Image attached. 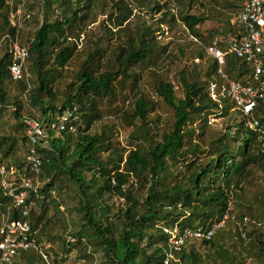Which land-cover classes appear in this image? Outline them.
<instances>
[{"label": "trees", "instance_id": "trees-1", "mask_svg": "<svg viewBox=\"0 0 264 264\" xmlns=\"http://www.w3.org/2000/svg\"><path fill=\"white\" fill-rule=\"evenodd\" d=\"M183 1L164 4L168 9L162 14L163 23H168L165 19L170 16V25L179 22L191 37L200 40L197 26L205 18L183 13L184 9L179 16L172 13L175 9L177 15V6H184ZM185 1L189 9L193 0ZM96 3L97 0H40L43 20L34 30L28 47V59L35 69L37 84L28 90L24 77L16 83L22 91L30 92L29 103L40 112L37 121L49 113H61L75 106L81 123L76 134L64 132L54 138L55 131L48 130L49 138L42 140L45 147L38 151L42 161L37 176L39 187L29 192L26 201L34 205L27 217L22 216L21 208H11L10 218L27 222L37 244L42 245L43 238L58 244L55 257H60V263L66 262L67 255L74 252L78 262L94 264L92 248L93 252L101 254L99 264H162L168 240L163 228H212L226 213L231 214V200L249 183L252 170L257 167L264 170L260 140L264 135V103H260L251 116L259 123L256 130L245 129L240 121L234 126H225L214 139L206 138L209 127L206 117L215 108L207 96L208 84L217 79V62L213 60L204 74L206 80L198 81L195 72L190 76L183 71L178 73L180 98L175 95L171 83L164 80L156 83L155 95L173 115L172 124L165 132L152 131L149 116L155 110V102L139 93L129 112L123 110L121 113L125 124L134 128L130 134L133 146L120 151L111 149V131L107 126L102 127L100 134L89 133L101 120L96 101L111 100L117 80L133 78L136 81L139 76L131 72L134 67L147 65L149 71L153 70L158 60L168 56L169 47L160 46L154 35L161 31L162 22H158L155 29L143 24L132 32L133 10L127 2L118 0L111 5L118 13L111 8L112 12L106 16L108 25L106 23L103 28L119 39L120 34L125 36L127 32L124 44L113 48L111 57L100 70L103 52L96 42L79 69L77 83L65 88L63 100L57 105L56 92L51 89L53 78L48 74L51 70L64 69L73 58L80 34L97 22ZM162 7L153 4L152 10L160 12ZM17 10L14 0L11 6L0 0V31L5 30L7 37L16 34L17 24L10 20V11L15 14ZM53 15L54 20L50 21L49 16ZM24 18L28 19L29 15H23ZM201 58L199 53L198 59ZM9 64L5 52L0 58V117L2 108L12 105L14 130L22 131L21 141L26 152L28 128L22 122L23 105L16 97L10 104L6 91V82L11 81ZM223 72L230 80L242 84L249 75V69L233 55L225 57ZM231 108V104L224 101L220 116L225 118ZM203 120V124L196 125ZM16 143L14 137L0 138V166L7 162L3 159L16 151ZM204 146L208 149H203ZM108 151L111 154L102 159V154ZM204 153L209 158L201 162L197 156ZM23 163H15L13 167L34 179L26 158ZM169 163L182 165L185 172L180 179L169 174ZM9 164L3 166L9 167ZM168 176L174 181L167 183ZM114 197L122 199L123 206H115ZM67 198L74 202L71 208L66 203ZM8 205L9 200L3 197L0 189V214H6ZM257 205V215L255 210H249L255 215L250 219L259 221L252 224L254 230L250 232L246 228L253 220L247 221L242 213L231 214V218L241 224L244 239L238 234L234 221H230L233 230L227 225L225 232H216L209 241H198V247L193 244L196 242H186L180 252L173 254L169 264H245L248 259L254 264H264V235L255 228L264 222V193ZM61 206L62 211L59 210ZM73 213L78 217L76 221L71 218ZM53 220L55 222L49 226ZM55 224L62 230L59 236L47 233ZM234 237L245 243L237 247ZM12 264L43 262L36 252L26 251L19 252Z\"/></svg>", "mask_w": 264, "mask_h": 264}, {"label": "rangeland", "instance_id": "rangeland-1", "mask_svg": "<svg viewBox=\"0 0 264 264\" xmlns=\"http://www.w3.org/2000/svg\"><path fill=\"white\" fill-rule=\"evenodd\" d=\"M118 0H97L95 14H97V22L90 26L87 30H85L84 34H80L77 40V50L74 53L73 58L69 61L66 67L62 70L57 69L56 72L51 70L48 74L49 77L52 76L53 82L51 84V89L53 92H56L57 95V105H59L64 96V90L70 83H77L76 76L79 72V69L83 62L85 61L86 55L93 50L94 44L102 50L103 56L101 60L100 70H102L108 58L111 57V52L114 47L118 45H123L126 40L125 36L120 34V39L114 38V36L109 35L104 31L103 26L106 25V16L110 14L111 8L114 10V7L111 5ZM128 4L129 8L133 10L134 17L131 19V24L133 26L132 32L139 29L143 24L148 28L155 29L157 27L158 22H162L161 30L163 29L165 35L162 39L157 40L160 46H168V56L165 59L158 60L155 68L153 70L148 69L147 65L143 68L134 67L131 71L135 75H138V79L136 81L131 79H125L122 81L117 80L114 85L115 96L109 99L97 100L96 104L98 110L100 111L101 120L96 122L91 130L90 134H100L102 131V127L107 126L111 131V149L115 151H120L122 149H130L133 146V141L130 138V134L133 127L125 124V121L122 118L121 113L126 111L129 112L131 106L139 93L143 94L149 100L155 102V110L150 114V127L154 133L156 132H165L172 124L173 115L171 109H169L156 95L154 92L155 85L159 80H164L166 82H173L174 91L177 97H181L182 94L179 92L177 88L178 82V73L183 71L187 76H190L195 72L198 74L199 80H206L204 74L207 71L208 66H210L213 60L210 57H207L203 52V46H206L210 43L211 40L217 39L219 44H223V46L219 45L221 49L226 48L228 38L233 35L237 27L234 25V16L238 10L239 0H193V3L189 5V9L187 6V2L184 0V6H177V15L176 10L174 9V15L179 16L180 10H183V13H188L189 15L198 16L205 18V21L197 26V32L200 35L201 39L197 41H193L194 38L191 37L183 27V25L179 22H175V24L170 25L168 16L166 20L168 23H163L162 19L163 13L167 12L165 7L166 2H172V0H124V3ZM40 0H14V6L19 8V11L15 14L14 18L10 20L17 24L16 34L13 36L6 37L5 30L0 31V40L2 41V47L0 48V58L3 57L5 52H7L8 40L15 41V45L19 44L22 47L28 48L29 43L32 39V34L36 28L41 24L43 17L40 13ZM153 4H157L159 6H164L161 8L160 12L153 11ZM33 6V8L29 6ZM169 4L167 3V6ZM10 8V7H9ZM115 13L118 11L114 10ZM12 12L10 11V14ZM114 14V12H113ZM23 15H29V18L23 19ZM162 15V16H161ZM54 15L49 16V20H54ZM174 17V16H173ZM177 18V17H175ZM38 23V25H37ZM102 24V25H100ZM108 25V23H107ZM107 28V27H106ZM155 35V34H154ZM82 36H84L82 38ZM201 53L202 58L198 59V54ZM96 64V62H95ZM154 71V72H152ZM201 74V75H200ZM48 79L50 80V78ZM25 84L28 90L33 89L36 84V72L32 67V64L29 59H27L25 63V72H24ZM11 80V79H10ZM48 80V81H49ZM6 91L10 100V104L13 103L12 98L16 97L20 102H22V116L32 117L37 119L40 116V112L33 108L29 103V95L30 92L26 93L22 91L17 85V83L11 81L6 82ZM43 99H46V95H43ZM226 103L231 104L230 100H226ZM127 105V106H126ZM3 111L0 117V138L1 137H14L17 140L16 143V151L11 153L8 158L3 159L5 161L3 165L6 163H10V166H14L15 163L21 164L25 160L26 152L23 142L21 141L22 131H15L16 122L12 117L13 109L12 105L5 106L2 108ZM124 110V111H123ZM207 118V117H206ZM224 119V117H223ZM242 119L237 111L228 110V115L225 117L223 122L224 126H234ZM203 121H199L196 125L203 124ZM218 129L216 126L207 127L206 138L214 139L217 135L221 134L222 129ZM59 137L57 133H54V138ZM262 141V146L264 150V135L260 137ZM203 149L207 150L208 147L204 146ZM111 154V151L102 154V159H106ZM199 161L206 162L208 161V156L204 154H199L197 156ZM194 159V158H190ZM12 163V164H11ZM25 166V163H23ZM169 174L173 177L181 178L184 175V168L181 164H176L172 166L169 163ZM251 180L249 183L243 186L242 191L237 193V197L231 200L229 214L231 213L233 216H237V214H244L246 216V220L250 219V216H255L250 211H254L257 215L259 212L257 208V200L264 193V170L260 168H254ZM171 176H168L167 183L174 181ZM112 202L115 206H123L122 199L112 198ZM66 203L69 208L74 205V202L69 198L66 199ZM59 210H63V207L59 208ZM228 215L227 220L224 223L223 228L220 229V232H225L226 226L230 227V229H234L232 226V221L230 218L232 215ZM75 221L77 220V216L73 213L72 217ZM253 220L250 225L247 226V230L250 232L253 229L254 222H259L257 219ZM55 221L53 220L49 226H51ZM262 222V221H260ZM257 224V223H256ZM256 229H259L263 235L264 230L255 225ZM238 234H240L239 230ZM62 230L59 227V224L53 225L50 229H48L47 233L51 236H59ZM236 239L235 245L238 247L241 243H245L244 241H240L238 237H234ZM243 238V237H242ZM244 239V238H243ZM196 242V247L199 246L198 241ZM40 243L42 244L43 250L48 252V255L51 257L53 261H57L56 264H82V262H78L76 260V254L74 252L69 253L67 255V261L60 263V257H55V252L58 251V244H52L47 239L43 238ZM90 252H92V256L95 259L94 264L100 263V253L93 252L92 248H90ZM32 254V253H28ZM62 257V253L60 254ZM245 264H254L253 261L248 259Z\"/></svg>", "mask_w": 264, "mask_h": 264}, {"label": "built area", "instance_id": "built-area-1", "mask_svg": "<svg viewBox=\"0 0 264 264\" xmlns=\"http://www.w3.org/2000/svg\"><path fill=\"white\" fill-rule=\"evenodd\" d=\"M4 2L8 6L12 5V0H4ZM173 11L172 13H174ZM15 14L11 13V18H14ZM233 23L237 30L228 38L225 50L219 47L217 39H213L208 45L203 46L204 54L215 60L218 65L216 69L217 79L207 86V96L215 105V108L207 115V124L216 126L218 129L223 128L225 118L220 116L222 103L230 100L233 104L230 110L239 113L244 128L256 130L259 128V123L253 120L251 116L257 106L264 103V0H239ZM164 35L165 32L162 29L155 34V37L160 40ZM68 40L70 41V39ZM2 41L0 40V48ZM14 43L15 41L8 40L7 52L10 62L8 70L10 79L13 82H18L24 77L25 63L29 53L27 48ZM227 55H233L249 69V75L243 84L230 80L223 72ZM171 84L174 86L173 82ZM22 122L28 128L25 158L30 173L35 178H28L13 166H0V189L3 197L9 200L6 214H0V263L12 264L19 252L32 251L41 257L43 264H56L46 250H43L42 245L37 244L34 240L28 223L12 220L9 210L21 208L22 216L27 217L29 209L34 205L31 201L26 204V201L29 192H35L39 187L37 176L42 161L38 151L45 147L42 140L49 138L48 130H54L57 134L64 132L76 134L81 121L77 108L74 106L61 113H49L40 121L32 117L22 116ZM227 218L228 214L226 213L222 221L215 223L208 230L191 227L181 229L178 226L163 228V232L168 235V240L167 248L163 251L162 264H169L173 254L180 252L188 241H209L216 232L223 228ZM231 220L234 221L241 237L244 238L241 224L235 222L233 218ZM257 225L264 230V222Z\"/></svg>", "mask_w": 264, "mask_h": 264}, {"label": "clouds", "instance_id": "clouds-1", "mask_svg": "<svg viewBox=\"0 0 264 264\" xmlns=\"http://www.w3.org/2000/svg\"><path fill=\"white\" fill-rule=\"evenodd\" d=\"M28 49V48H27ZM8 53V52H7ZM29 58V57H28ZM27 61V60H26ZM218 66V65H217ZM16 83V82H15Z\"/></svg>", "mask_w": 264, "mask_h": 264}]
</instances>
